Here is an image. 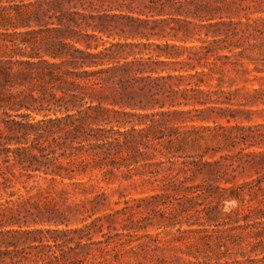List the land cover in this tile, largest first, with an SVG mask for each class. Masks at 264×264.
<instances>
[{"label": "trees", "instance_id": "obj_1", "mask_svg": "<svg viewBox=\"0 0 264 264\" xmlns=\"http://www.w3.org/2000/svg\"><path fill=\"white\" fill-rule=\"evenodd\" d=\"M234 5L235 0H0V194L3 200L20 196L16 204L22 205L44 198V204L33 201L37 213L25 215L67 227L0 233V264H60L62 254L39 250L63 247L84 253L86 264H120L129 252L160 248V234L154 244L141 242L152 238V225L144 224L152 214L167 227H175L172 219L178 217H186L190 228L227 226L221 222L226 216L239 224V209L227 213L228 203L260 201L246 207L243 219L256 221L255 236L264 237V176L239 184L232 175L264 170L263 136L257 127L213 129L196 126L202 118H193L218 102L212 99L217 91L204 89L215 72L211 66L218 65L209 58L210 46L223 35L249 38V22L217 21L218 13ZM125 10L140 17L124 16ZM120 19L137 36L124 31L116 40L110 28L123 26ZM197 36L201 46L195 45ZM219 140L241 151L217 159L222 150L212 144ZM97 172L106 183L122 176L161 193L126 200L121 210L90 223L80 215L91 211L88 219L95 217L97 198L105 193L82 201L91 202L92 210L55 204L56 198L87 195L83 179L99 182ZM17 182L25 195L15 190ZM3 207L0 201V217L7 216ZM191 211L204 213L205 220L189 221ZM70 215L83 226L70 229ZM120 220L128 223L118 229L113 223ZM178 224V232H189ZM98 235L105 240L96 241ZM159 263L172 264L164 258Z\"/></svg>", "mask_w": 264, "mask_h": 264}, {"label": "rangeland", "instance_id": "obj_2", "mask_svg": "<svg viewBox=\"0 0 264 264\" xmlns=\"http://www.w3.org/2000/svg\"><path fill=\"white\" fill-rule=\"evenodd\" d=\"M235 1L238 2V5H234L230 7L229 10L218 13L217 21L220 20L219 18L223 17L224 21L230 22L233 20L236 24L239 23L240 20L243 21L244 24L249 22L252 25L248 33L249 38H243L242 35L237 38H228L223 35L219 38L218 44L210 46L211 53L209 58L212 61L216 60L218 65L211 66L215 72L213 71L212 77L207 78L208 85H206L204 89L217 91V95H213L212 99L218 100V102H212L208 106L201 107L205 113L200 114L199 112H194L193 118L197 120L198 118H202V120H205L197 121L195 123L196 126L211 127L213 129L221 127L231 128L235 126H244L246 128L257 127L254 131L261 134L264 139V0ZM228 2H231V0H228ZM88 12L94 15L98 14L97 11ZM101 13H106V11L102 10ZM110 14H118V12H112ZM122 14L124 16L140 17L138 14L129 13L127 10ZM118 22L124 25L110 28L112 31L111 33L117 38L116 40H119L117 34H123L124 31L128 36L132 34L137 36V33H131L130 22L121 19L118 20ZM112 23L115 24L114 21ZM238 28L242 29L245 27L239 24ZM198 31H201V38L206 39L205 34L207 30L202 29ZM88 32L92 33V30L88 29ZM111 33L104 35L103 38L108 40L107 36ZM198 39L199 36L196 37L195 45L201 46L202 43L197 41ZM209 40H214V37L211 35ZM206 62L207 61L204 60L205 64ZM198 70L201 71L202 68L199 67ZM62 116H64L62 113H58V117ZM34 117L37 118V120L43 118L42 116L36 117V115ZM51 117L55 118L54 113L51 114ZM218 131L223 132V130ZM240 133L243 132L240 131ZM207 134H210V132H207ZM237 134H239V132H237ZM212 145L214 148H221L222 150L217 159L227 154L236 155L242 148V146L232 148L221 140L214 142ZM254 150L259 151V149H252L250 151ZM207 159L211 160L210 157ZM97 173L99 182H94L93 180L90 182L88 178L83 179L87 182V195L70 196L66 199L56 198L54 201L55 204L58 206L60 205L59 207L62 208V210H64L66 206L64 204H80L81 206L85 204L87 208L92 210L93 207L91 202L87 201L82 203V201L94 199L98 195L105 193L106 197L102 198L98 196L97 198L100 203L96 206L98 211L95 217L88 219V216L92 214L91 211L84 215L87 217L80 215V219L87 218L90 223L96 217H102L106 214H112L117 210H121L125 206L124 202L126 200L141 199L154 195L156 192L161 193V191H154L149 185L138 186L139 182L126 181L122 176L119 177V179H115L113 182L106 183L102 181L105 178L104 174L101 172ZM233 174L237 176L236 183L242 184L256 180L260 176L263 177L264 170L256 171L248 168L247 171H245L240 169L232 173V175ZM31 185L32 183H30V186ZM15 186L16 191H21L20 193L22 195L26 194L23 185L17 182ZM58 187L61 188L60 185ZM4 198L5 200H3L0 194V201L4 204L3 209H5L7 213V216L0 217V233L7 234L13 231H20L23 233L25 231L46 228L50 230L67 229L64 225L56 227L53 224L43 225L42 223H36L33 217L25 215L27 210L37 213L35 205L32 204L37 200L41 204H44V198H35L32 200L31 204L27 205L16 204L20 196L10 198L8 195H5ZM261 198H259V200H261ZM249 199L248 197L247 201ZM5 201H12V203H5ZM118 202H121V204L117 205ZM259 202L260 201L252 203L246 202L245 205L228 203L226 205L227 213H230L229 207L239 209L241 222L237 224L232 218L226 216L221 222H225L228 225L222 227L206 228L196 225L190 228L188 224L185 223L186 217H178L175 220L172 219L176 226L167 227V225H164L165 223L160 222L161 218H159V216L152 214V218H148L147 221L144 222L145 225H152L149 230L152 238H143L141 242L154 244V240L157 239V235L160 234L158 238L160 241V248L153 250L154 247H148L145 251L138 249L136 250V254L129 252L125 254L126 256H123L122 263L120 264H160L159 259L163 258L172 262V264H264V237L259 238L255 236L260 228L253 219L248 222H245L243 219L248 213V210H245L246 207L253 205L257 206ZM152 208L153 207H151V209ZM9 209H11L12 212H10ZM149 213L150 211L144 215H149ZM188 214L187 219L191 222H203V220H205L204 213L198 214L195 211H191ZM70 216L72 217V215ZM37 220L40 222L39 219ZM179 222H183V230H188L189 232H178V229L181 227V225L178 224ZM125 223L128 222L120 220V222L113 223V225L121 229V226ZM69 224L70 229L83 226L80 220L74 218ZM105 233H109V230L106 229ZM139 235L143 236L145 233L142 232L139 233ZM95 240L104 241L105 238H103L102 235H98L95 237ZM125 240H127V238ZM139 244L140 242H136L134 246L137 247ZM71 246L73 247L74 244ZM112 247L113 246H110L109 250L114 254ZM126 250L128 251L129 247H127ZM39 251H43L45 254H51L53 251L60 255L62 254V262H60V264H81L82 260L86 264V256L84 253L79 252V254H75L76 252H72L67 247L60 249L54 248L53 250L41 248ZM28 252L34 255L36 254V252L31 249H28ZM175 256L181 257L182 260L177 262ZM32 258V260H35L34 257ZM109 258L110 257H108V259ZM100 261H102V259H100ZM9 263L7 259L6 263L3 262L2 264ZM27 264H33V261H27ZM114 264L118 263L114 262Z\"/></svg>", "mask_w": 264, "mask_h": 264}]
</instances>
